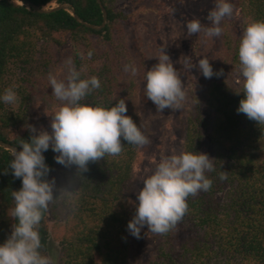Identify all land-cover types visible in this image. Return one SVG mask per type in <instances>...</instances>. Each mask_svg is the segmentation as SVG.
<instances>
[{"label":"trees","instance_id":"obj_1","mask_svg":"<svg viewBox=\"0 0 264 264\" xmlns=\"http://www.w3.org/2000/svg\"><path fill=\"white\" fill-rule=\"evenodd\" d=\"M30 1L39 6L66 2L86 22L99 25L103 20L96 0ZM100 1L106 20L94 29L64 9L39 13L14 0H0V96L12 86L18 96L16 104L0 100L1 141L21 148L20 141L30 139L25 125L36 126L42 108L59 107L47 77L52 72L65 78L68 58L77 70L83 68L82 78L94 75L101 82L87 103L110 107L125 99L126 114L148 133L141 121L146 99L141 82L147 65L144 56L135 53L136 41L129 28L139 0ZM230 3L234 13L222 22L221 36L208 37L202 30L194 34L190 48L199 59L209 58L214 71L222 69L223 75L190 83L184 108L170 110L181 140L176 154L203 152L215 159L216 170L207 173L212 188L188 198V212L176 230L166 235L150 232L156 247L146 262H139L133 251L137 238L127 225L139 203L131 187L142 148L122 139L124 151L119 156L89 163L82 178L75 166L65 169L64 186L78 188V200L74 208L63 199L49 206L39 226L42 254L49 255L56 243L58 264H264V126L238 114L244 93L234 91L242 80L240 38L249 23L264 21V0ZM205 20L207 27L211 22ZM126 64H135L137 75L125 73ZM43 155L51 169L47 178L52 179L57 154L49 148ZM11 159V152L0 146V244L14 223L8 215L14 205L11 193L22 187V178L8 170ZM221 171L227 172V180L219 179Z\"/></svg>","mask_w":264,"mask_h":264},{"label":"clouds","instance_id":"obj_2","mask_svg":"<svg viewBox=\"0 0 264 264\" xmlns=\"http://www.w3.org/2000/svg\"><path fill=\"white\" fill-rule=\"evenodd\" d=\"M233 13L230 0H215V6L207 15L211 24L205 27L198 18L188 20L187 36L199 34L202 30L208 37L221 36L222 22L231 18ZM92 55L90 50L87 57L90 59ZM153 57L158 63L146 71L145 97L153 102L157 112L182 110L189 99L182 73L174 67L165 48ZM238 60L242 80L239 90L234 91L237 94L243 92L244 97L237 112L264 126V21H253L243 30ZM179 62L186 72L195 67L206 79L223 75L222 69L214 71L207 57L194 63L191 56H184ZM64 63L65 78H58L52 72L47 77L52 95L60 102L58 109L49 114L51 131L26 124L30 139L20 141L21 150H11L8 170L15 178H22V187L11 193L14 205L8 215L14 223L11 234L0 244V264H56L53 257L40 251L43 245L39 226L49 206L57 200L63 199L74 208L78 188H58L54 177L47 178L51 169L45 163L43 153L49 148L57 154L56 163L66 168L75 166L76 175L82 178L89 163L119 156L124 151L122 139L138 148L152 143L144 125H138L126 114L125 99H119L114 105L111 103L110 107L87 103L86 98L101 87L99 78L94 75L82 78L83 68L77 70L72 58ZM123 71L135 76L138 68L135 64H126ZM14 87L5 89L0 96L5 104L18 102ZM214 160L206 153L195 151L161 156L153 173L140 179L143 187L137 192L139 203L128 222V232L140 239L145 225L148 232L156 235L176 230L188 212V198L212 188L213 180L207 173L216 170ZM227 178V172L219 173L221 181Z\"/></svg>","mask_w":264,"mask_h":264},{"label":"rangeland","instance_id":"obj_3","mask_svg":"<svg viewBox=\"0 0 264 264\" xmlns=\"http://www.w3.org/2000/svg\"><path fill=\"white\" fill-rule=\"evenodd\" d=\"M52 6H56V4L51 3L44 7L50 8ZM214 6L215 0H139L133 6L129 28L132 27L133 29L136 55L139 58L140 56L145 58L146 71L158 63L157 58L153 56L158 55L161 48H165L174 67L182 73L181 78L185 88L190 83L204 78L203 74L195 67L190 72H186L182 69L183 66L179 61H182L184 56H191L194 63L198 62L199 57L190 50L194 35L187 36L186 23L188 20L198 18L203 25L206 22L205 18L208 12ZM163 11L165 14L162 13ZM235 18L236 26L240 30L241 25L236 13ZM141 85L145 86V81H142ZM37 105L44 107L41 103H37ZM57 109L58 106H53L50 109L42 108L40 120L36 122L35 127L38 130L43 128L50 132L51 115L49 114ZM170 110L165 109L162 113L157 112L153 102L145 99L141 121L146 125L152 143L142 148L135 164V178L131 187V195L134 199H137V192L143 187V182L140 179L153 173L161 156L176 154L180 145L177 119L175 113ZM65 169L66 167L57 164L53 177L58 188L66 184ZM155 247V242L145 225L141 229V238L135 242L134 255L139 262H146L147 257L154 251ZM57 248V244L53 243L49 252V256L55 259L56 264H58Z\"/></svg>","mask_w":264,"mask_h":264},{"label":"water","instance_id":"obj_4","mask_svg":"<svg viewBox=\"0 0 264 264\" xmlns=\"http://www.w3.org/2000/svg\"><path fill=\"white\" fill-rule=\"evenodd\" d=\"M16 1L17 3L19 4H24L26 5L27 8H31L33 9L34 11L36 12H39V13H47V12H50V11H54V10H58V9H64V10H67L68 12H70L74 18L84 24L85 26L87 27H90V28H94V29H99L101 28L104 23H105V20H106V11H105V8L103 7V5L101 4V1L100 0H96L97 3L99 4V7L101 9V12H102V17H103V20H102V23H100L99 25H95V24H92V23H89V22H86L84 21L83 19H81L75 12H74V9L71 7L70 4L66 3V2H63L61 4H57L56 6H52L50 8H45L44 6H39V5H36L35 3L31 2L30 0H14ZM0 146L9 150L11 152V150L13 148H16L17 151L21 150L20 147L18 146H15L11 143H8V142H4V141H1L0 140Z\"/></svg>","mask_w":264,"mask_h":264}]
</instances>
